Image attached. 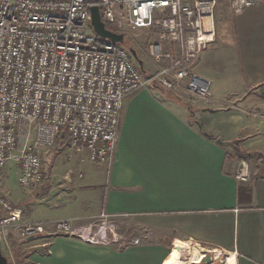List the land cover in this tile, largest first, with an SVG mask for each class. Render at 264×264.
Segmentation results:
<instances>
[{"label": "crops", "instance_id": "crops-1", "mask_svg": "<svg viewBox=\"0 0 264 264\" xmlns=\"http://www.w3.org/2000/svg\"><path fill=\"white\" fill-rule=\"evenodd\" d=\"M214 22L215 38L196 62V71L212 82L208 104L188 105L161 88L143 87L124 99L109 171L87 152H72L52 166L48 188L43 183L26 192L38 205L24 221L83 223L105 211L114 223L129 222L139 243L120 249L44 235L23 243L32 244L25 260L183 264L190 251L176 244L186 243L218 249L234 264H264V173L251 172L245 182L235 178L236 147L264 161V0L239 14L220 0ZM210 51L224 74L202 64Z\"/></svg>", "mask_w": 264, "mask_h": 264}, {"label": "built area", "instance_id": "built-area-1", "mask_svg": "<svg viewBox=\"0 0 264 264\" xmlns=\"http://www.w3.org/2000/svg\"><path fill=\"white\" fill-rule=\"evenodd\" d=\"M219 1L0 0V179L15 168L19 186L34 189L44 177L40 151L57 137L109 171L124 99L143 87L156 86L190 105L208 104L212 82L195 65L215 38ZM226 1L239 14L261 0ZM91 6L124 37L138 29L155 35L148 51L161 66L143 74L129 52L99 37ZM235 178H251L248 160L238 162ZM114 227L105 211L83 223L24 221L0 185V248L8 261L14 259L13 240L23 244L51 234L118 247L139 243L126 242ZM206 256L209 264L229 259L218 249L202 248L201 264Z\"/></svg>", "mask_w": 264, "mask_h": 264}, {"label": "rangeland", "instance_id": "rangeland-1", "mask_svg": "<svg viewBox=\"0 0 264 264\" xmlns=\"http://www.w3.org/2000/svg\"><path fill=\"white\" fill-rule=\"evenodd\" d=\"M153 38H155V35H151V33H149L146 29H138L131 34H126L124 37V43L118 44V46L121 47V49L125 50L126 52H129L128 51L129 48H133L136 51L138 58L142 61L144 66L145 72H142L143 74H145L146 72L154 71L155 69L159 68V66H161V63L156 62L153 59V57L150 56L148 51V44L151 41H153ZM207 55H208L207 58L203 59L202 64L209 69L208 72L209 71L211 73L215 72L217 75H219L220 72L224 74V70H222L220 64L216 62L217 60L216 52L213 53L210 51L208 52ZM195 70H196V65H195ZM230 100L234 101V98L231 97ZM185 103L190 105L187 102ZM66 145H67L66 138L57 137L55 139L53 146L40 151L42 166L44 169V177L40 182V184L34 187V189L27 190V189H22L19 186V184L17 183L18 174L15 168L7 169V171L2 175L0 179L1 188L4 191V194L6 195L7 199L11 202V204L16 208H20L22 210L23 220L26 218V214L31 212V210L38 205V202L34 201V199L32 198H29V196L26 195V192L30 191L31 193H33L34 191H36V189L41 187L43 183L45 184V188H48L49 184L52 183V180L50 181V178H48L47 176H49V171L51 170L52 166L56 164L66 163L72 155V151L68 150L66 148ZM240 160L241 159H239L238 162ZM248 162L250 164L252 173L254 172L256 174L264 173V161L261 160L259 161V159L256 156H252L250 159H248ZM114 225H115L114 232L123 239H125L126 242H129L131 241V239H133L132 237H134V235L130 229L129 222L123 221L122 219H115ZM15 242H16L15 240H13L12 242L13 248L14 245L17 246L19 245V249L25 252L30 251V249H32V244H30V246L29 245L23 246V244L20 243L17 244L18 242L14 244ZM17 254L19 255L20 251H14L13 253L14 259L9 261V264H19L17 259ZM194 254L201 255V250L199 248L194 247L192 250H190L189 256L184 257L183 263L195 264V262L192 260ZM25 261L27 260H24V262ZM188 261L190 263H188Z\"/></svg>", "mask_w": 264, "mask_h": 264}, {"label": "water", "instance_id": "water-1", "mask_svg": "<svg viewBox=\"0 0 264 264\" xmlns=\"http://www.w3.org/2000/svg\"><path fill=\"white\" fill-rule=\"evenodd\" d=\"M90 15H91V26L94 32L99 37L117 44L124 43V36L122 34L116 33L106 27L105 23L101 20L99 9L97 6L90 7ZM128 51L131 54L132 58L136 60V63L139 65V68L143 71V63L138 58L136 51L133 48H129ZM217 142L221 144L228 143L220 139H217ZM29 239H32V237H30ZM176 248H181V247L176 246ZM209 263H210V257L209 256L204 257L203 264H209ZM0 264H9L8 258L5 255H3L1 248H0Z\"/></svg>", "mask_w": 264, "mask_h": 264}, {"label": "trees", "instance_id": "trees-1", "mask_svg": "<svg viewBox=\"0 0 264 264\" xmlns=\"http://www.w3.org/2000/svg\"><path fill=\"white\" fill-rule=\"evenodd\" d=\"M106 27L110 30H114L113 27L111 25H106ZM135 64L138 66V64L135 62ZM236 154H237V158L238 159H250L252 156H256L258 159H262L263 156H261L260 154H257V153H247V152H242L239 150L238 147H236ZM35 239V238H34ZM34 239L30 240L33 241ZM16 244V242L14 243ZM13 244V245H14ZM18 244V243H17ZM120 249L124 248V247H118ZM14 251H20V254L18 255L17 254V259H18V263L19 264H31L30 262H27L25 260L26 256L29 254V252H25V251H22L19 249V245H14V248H13ZM27 262V263H26Z\"/></svg>", "mask_w": 264, "mask_h": 264}, {"label": "bare ground", "instance_id": "bare-ground-1", "mask_svg": "<svg viewBox=\"0 0 264 264\" xmlns=\"http://www.w3.org/2000/svg\"><path fill=\"white\" fill-rule=\"evenodd\" d=\"M176 246L181 247V248H178V249H181L183 251H185L186 249H187L186 251H190V250H192L194 248V247H189L186 243H184V244L179 243V244H176ZM171 252L174 254L173 249L171 250ZM200 258H201L200 254H194L193 257H192V260L195 261V262L197 261L195 264H201V259ZM228 263L234 264V258L230 257L228 259ZM183 264H185V263H183Z\"/></svg>", "mask_w": 264, "mask_h": 264}]
</instances>
